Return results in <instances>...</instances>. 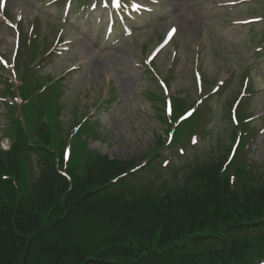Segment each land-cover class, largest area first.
Wrapping results in <instances>:
<instances>
[{"label": "trees", "instance_id": "trees-1", "mask_svg": "<svg viewBox=\"0 0 264 264\" xmlns=\"http://www.w3.org/2000/svg\"><path fill=\"white\" fill-rule=\"evenodd\" d=\"M211 168L212 176L202 174L200 182L185 195H166L159 200L144 194L125 200L112 192L104 196L106 206L94 197L76 194L54 201L49 188L41 197L27 195L22 179L17 189L4 183L0 199L20 216L16 231L0 240V264H81L82 255L60 241L73 229L90 236L106 231L122 236L129 242L128 258L167 247L163 255L154 257L158 264H254L264 253V199L260 196L259 204L258 188L245 182L241 192L227 189L225 176L224 183L217 167ZM187 196L203 202V213L209 216L203 227H190L176 218V208ZM148 227L153 231L146 236L152 235V240L138 250L139 234ZM219 231L226 239L201 246L205 235L218 236ZM253 232L258 233L255 240Z\"/></svg>", "mask_w": 264, "mask_h": 264}, {"label": "rangeland", "instance_id": "rangeland-1", "mask_svg": "<svg viewBox=\"0 0 264 264\" xmlns=\"http://www.w3.org/2000/svg\"><path fill=\"white\" fill-rule=\"evenodd\" d=\"M44 2L45 1L40 0H14L11 6H13V8L22 6L27 9V11L32 8V13H30V15L38 13L41 20H44V17L48 16L49 12H56L54 5L46 6ZM163 2L164 6L160 9V14L167 13L171 8H174L168 0H163ZM216 3V0L182 1L181 4L187 9L184 16L189 20L186 25H181L179 23V21L184 20L185 17L182 16L178 19H173L174 15H170L168 19L160 18V25L156 29L138 33L135 39L139 49L134 47L133 49L129 48L126 50L124 56H122L123 61L117 62L112 68L117 78L121 77L124 70H127L129 74V88L125 91L123 104L117 107V109L114 108L108 112L100 113V128L103 130V133L98 139L89 141L91 147L120 157L141 155L145 148L154 146L156 135L162 136L163 125L156 120L155 111H153L150 104L140 95V90L149 87L148 82L146 79L142 78V69L135 68L132 62L141 58V52H148L154 44L156 35L160 34L165 26L167 27L171 22L177 23L178 34L167 49V52L161 53V56L155 64L159 74H173L174 79L170 83L171 90H181L178 94L180 98L184 95L183 90H187V92H185V101L192 99L195 92L193 85V67L200 61V59H197L195 62L198 45L200 48L199 56L202 58L199 69L202 71L205 81L208 82L209 79L204 78V76L211 79H216L220 75H225L226 77L230 76V81L228 80L229 84L226 88L207 102V106H216L215 111H213V109H203L201 112V119H205L202 121H205L208 129L212 131V139L203 140L206 142L201 146L203 150L207 151L217 144L219 133H221V149L218 150L216 147L215 155H219L223 151V146L230 143L229 126L227 125L228 121L226 118V99L230 92H236V89L239 87L237 84V73L229 71L232 69L231 66L234 58L242 57L244 64H246L245 62L248 60H254L256 62L255 65H253L255 74L252 73L250 77V84L256 91L246 100V105H250L252 113L264 110V62H262L263 68H261L257 66V64H261V59L248 56L256 46H259V43H256L258 39L257 35L251 40L243 39L248 29L239 27L238 34L243 40L242 42H237V39H233L234 31L231 30L227 20H225L222 8H216ZM216 9H218L219 13L216 12ZM244 10L245 7L241 6L239 11H236L235 14L233 13V17L243 18L260 12L264 14V3L260 2L255 4L254 10H258L257 12L245 14ZM50 16L51 15L48 17ZM2 30V25H0V49L8 50L12 46V38L9 34L1 35ZM251 30L255 32L264 30V24H258ZM41 43L47 44L46 39L42 40ZM173 48L176 50L177 55L174 60H169V55ZM61 69V67L55 64L52 66V73L57 75L58 71ZM6 75L7 73L4 72L3 76ZM3 76L0 74L1 78H4ZM93 82L94 80L82 79L81 83L78 85H74L71 81L65 85L64 80V111L62 115L65 114L67 118L68 116H72L70 113L73 111H82V107L84 108L83 104L88 94L87 91H84L85 87L90 84L92 85ZM115 83L119 87L120 82L115 81ZM92 86L91 93L93 90H96V100L99 94L97 93L95 85L93 84ZM96 86L99 87V84ZM1 89L2 86L0 85V90ZM71 97H73V99H70ZM230 98L232 97H229V100ZM91 99H89V101H91ZM67 103L70 106L69 108L67 107ZM156 103L159 105L158 102ZM0 112H4L1 103ZM3 122L4 119L0 117V130L3 126ZM0 138H2L1 131ZM201 138H203V136L199 133V141ZM3 145L4 147L8 146L6 140H4ZM186 149L190 150L191 148L186 147ZM165 153L166 148L164 147L160 154L165 155ZM174 154L172 150L171 155L173 156ZM240 157L243 158V155ZM243 159L247 162H253L254 164L264 166V133L258 136L251 144V148Z\"/></svg>", "mask_w": 264, "mask_h": 264}, {"label": "snow or ice", "instance_id": "snow-or-ice-1", "mask_svg": "<svg viewBox=\"0 0 264 264\" xmlns=\"http://www.w3.org/2000/svg\"><path fill=\"white\" fill-rule=\"evenodd\" d=\"M106 6H107V5H106ZM111 6H112V8H114V9H120L121 6H122V0H111ZM132 7H133L134 9H139V8L141 7V5H139V4H133ZM175 31H176V29L173 28L172 31H171V33H170V36H171L172 34H174ZM246 83H247V82H246ZM193 111H194V110L187 112L184 116L181 117V120H185V119H187L188 117H190V116L193 114ZM169 112H171V108H169ZM234 119H235V117H234ZM195 142H196V141H195V139H194V140H193V143H195Z\"/></svg>", "mask_w": 264, "mask_h": 264}, {"label": "bare ground", "instance_id": "bare-ground-1", "mask_svg": "<svg viewBox=\"0 0 264 264\" xmlns=\"http://www.w3.org/2000/svg\"><path fill=\"white\" fill-rule=\"evenodd\" d=\"M114 53H118V51L115 50ZM94 73H95L96 75H97V74L100 75L101 71H95V70H94ZM98 75H97V76H98ZM95 77H96V76H95ZM70 99H73V97H71Z\"/></svg>", "mask_w": 264, "mask_h": 264}]
</instances>
